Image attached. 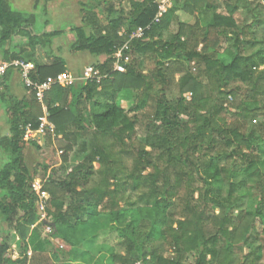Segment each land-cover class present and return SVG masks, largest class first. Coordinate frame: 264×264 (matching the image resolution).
<instances>
[{
  "label": "trees",
  "instance_id": "obj_1",
  "mask_svg": "<svg viewBox=\"0 0 264 264\" xmlns=\"http://www.w3.org/2000/svg\"><path fill=\"white\" fill-rule=\"evenodd\" d=\"M254 2L174 0L157 24L159 0L82 4L81 25L70 29V51L105 57L95 67L106 77L45 94L57 135L41 144L24 139L27 125L37 128L41 103L33 94L6 100L0 264H45L48 247L56 246L51 238L69 246L65 257L72 264H92L100 256L102 264H262L264 98H257L264 69L257 70L264 67V48L246 54L259 42L248 40L251 19L241 27L238 16L246 7L249 18ZM179 10L195 21H180ZM36 24L35 13L0 0L4 60L34 63L35 81L67 73L65 61L51 52L63 32L47 31L48 21L42 30L33 29ZM174 25L177 32L167 39ZM139 28L145 33L130 42L122 60L126 71H115V55ZM148 59L155 66L144 74ZM173 84L176 96L169 94ZM153 91L151 110L143 113ZM127 93L136 94L129 108L122 106ZM30 147L55 150L61 163L51 170L37 163L31 171ZM36 179L50 196L42 222ZM47 224L50 236L43 234ZM93 224L98 229L83 235ZM16 236L19 256L13 260ZM61 254L57 248L52 255L59 260Z\"/></svg>",
  "mask_w": 264,
  "mask_h": 264
},
{
  "label": "rangeland",
  "instance_id": "obj_2",
  "mask_svg": "<svg viewBox=\"0 0 264 264\" xmlns=\"http://www.w3.org/2000/svg\"><path fill=\"white\" fill-rule=\"evenodd\" d=\"M37 0H10V4L14 10L21 11V12H27V13H35L37 15V24L36 28L33 27V29L36 30H42L45 26L46 21L50 23V26L47 27V31H62L63 34H61L60 37L56 38L51 46V52L52 56H58L61 57L65 63L68 64L69 68L72 70L73 68L79 69L83 67L84 65L90 64L92 62H96L98 60V56L92 55L88 52H79V53H71L70 47L72 45V42L74 41L75 37L74 34L70 31L71 28L75 26H80L82 21V8L84 7L82 4H89L93 0H54L48 3L45 2V0L39 1V6L35 8V3ZM262 3L259 4V0H255V4H253V7L250 5L248 7L250 9L249 18L246 16V7L244 10H240L238 13V16L240 17V26H244L247 24V22H250L249 19H251V23L249 25V33H248V40L251 42H259L258 44H254V46H247L246 54L249 55L252 51H255L259 48H264V0H260ZM47 7V9H46ZM247 8V9H248ZM247 38V37H246ZM1 48V47H0ZM2 51V50H1ZM50 51V49H48ZM1 53V52H0ZM40 57L44 58V60L48 59L47 56L42 54V52H39ZM154 63L152 60H149L147 65H145V70L148 72L152 71L154 69ZM264 67L259 68L257 70V73L260 71H263ZM72 73L76 75V72L72 70ZM259 75V74H258ZM19 77V78H18ZM16 77L15 81H12V85L15 86L17 82L20 83L21 77L18 75ZM20 80V81H19ZM262 81V80H261ZM264 83V81H262ZM15 84V85H14ZM157 87V86H156ZM159 87V86H158ZM157 87V88H158ZM23 89V88H22ZM172 91L169 93L170 95L176 96L177 95V86L175 84L172 85ZM127 99L122 100V106L129 108L132 107L133 104H135V100H132V98L136 97V94L134 93L130 94H123L128 95ZM189 95V94H188ZM250 98L248 97V100H251L252 92H250ZM154 91L153 94H151V99L148 102V107L146 110H143V113H147L151 110L152 104H153V97H154ZM131 98V100H130ZM262 98H264V88L261 89V94L258 95L257 100L260 101ZM129 99V100H128ZM241 99V98H239ZM242 100V99H241ZM240 101V100H238ZM2 103V98H0V104ZM2 105V104H1ZM6 118L2 117L0 115V122H5ZM262 121V119H258L259 121ZM8 121V120H7ZM255 123V121L253 122ZM2 133L3 131L0 130ZM0 133V134H1ZM28 155H27V165L31 171L34 170L37 163H41L40 156L46 155L50 153V157L52 162L54 160L57 161V155L58 153L53 149H45L43 152H38L35 148H29ZM51 151V152H49ZM2 159H4V155H1ZM7 161V160H6ZM4 160L3 163H1V166L6 162ZM55 162V164H56ZM52 165V164H51ZM0 166V167H1ZM96 167H99L98 164ZM42 173H40L41 175ZM98 222H104V219L98 220ZM98 227L95 226V224L91 225L90 227H87L85 229H82V234H91L93 233ZM264 241V240H263ZM264 243V242H263ZM159 247L164 248L163 245H159ZM167 247V246H165ZM57 248L59 249L60 246L56 244L53 248L48 247L47 250V261H45V264H64V258H65V252L63 250L59 249L62 258L59 260V262L55 261L53 262L54 256L52 255L55 251H57ZM169 249V247H168ZM171 249V248H170ZM118 251L120 253H124V249L120 246L118 247ZM46 257V256H45ZM52 257V258H51ZM92 264H102V256L99 258H96ZM262 264H264V258L262 261Z\"/></svg>",
  "mask_w": 264,
  "mask_h": 264
},
{
  "label": "built area",
  "instance_id": "obj_3",
  "mask_svg": "<svg viewBox=\"0 0 264 264\" xmlns=\"http://www.w3.org/2000/svg\"><path fill=\"white\" fill-rule=\"evenodd\" d=\"M168 10L167 3L160 5V11L154 20V23H159L161 16L165 14ZM145 29L139 28L131 36L128 42L124 44L122 49L115 55L116 62L114 64V70L117 72H125L126 67L123 63V58L125 57V52L130 48V42L135 39H141L144 36ZM128 61V60H127ZM9 70H15L19 73L21 81L25 88L35 96L37 101L41 103L43 114L39 117L37 128H33L32 125H27L25 127L24 139L26 141L38 140L41 144V138L52 135L56 136V127L49 119V114L44 104L45 94L49 92L53 87L60 86L63 88H69L77 83L82 82H95L100 84L106 75L102 74L99 69L94 66H89L86 68L81 75V77H74L69 73H60L56 76L47 77L43 81L33 80V73L36 70V65L32 62H26L20 59H15L9 62H5L0 65V82L1 79L6 75ZM190 97V95H188ZM33 190L38 198L37 204L39 208L40 219L39 222L45 221L46 219V208L48 201L50 199L49 194L43 190L41 181L35 180L33 185ZM53 232L52 226L47 224L44 228V234L50 236ZM62 247V246H61ZM29 256L32 252L28 253Z\"/></svg>",
  "mask_w": 264,
  "mask_h": 264
},
{
  "label": "crops",
  "instance_id": "obj_4",
  "mask_svg": "<svg viewBox=\"0 0 264 264\" xmlns=\"http://www.w3.org/2000/svg\"><path fill=\"white\" fill-rule=\"evenodd\" d=\"M173 1L174 0H159V4L160 5H162V4H165V3H167V5H168V9H170L171 7H172V4H173ZM177 16H178V18L180 19V21H182L183 23H186V24H188V25H190V23H193L195 20V18L194 17H192L191 15H190V13H186V12H183V11H178L177 12ZM175 32H177V26L176 25H174L172 28H171V30H170V32H167L166 34H165V37L168 39V37H170L171 35H172V33H175ZM105 60V57H102V56H100V57H98V60L96 61V62H92V63H90V64H87V65H84L83 67H81V68H79V69H75V68H73L72 70L74 71V72H76V75H74L73 73H72V70L69 68V66H68V64L66 63V66H67V68H68V72L67 73H69V74H71L72 76H74V77H81V75L83 74V72H84V70L86 69V68H88L89 66H94L95 67V65L97 64V63H101V62H103ZM44 61H48V59H46V60H44ZM148 61H149V59L147 60V62H146V64L145 65H147V63H148ZM5 62H9V61H5L4 60V58H3V55H2V53H0V65L1 64H3V63H5ZM168 62H172V61H168ZM144 71H143V73L144 74H148V73H150V72H148L147 70H145V67H144V69H143ZM18 75H19V73L17 72V71H15V70H9L7 73H6V75L1 79V82H0V98H2V95H4L5 96V98L2 100V105L0 104V115L2 116V117H4V118H6V121L5 122H0V130L1 131H3L1 134H0V142L2 141V139H3V137H6V136H9V127H10V125H9V122L7 121L8 120V118H7V115H6V112H5V108H6V106H7V102H6V100L7 99H9V98H11V97H13V98H17V99H23V98H26V97H29V95L31 94L26 88H25V86L23 85V83H22V81H20V83L19 82H17V84L15 85V86H13L12 85V81L14 80L15 81V79H16V77H18ZM178 74H177V78H178ZM19 78V77H18ZM80 83V82H79ZM78 83V84H79ZM23 88V89H22ZM59 138H61V136L59 137ZM49 152H51V151H49ZM1 155H4V151H3V149L0 147V160H2V156ZM5 156V155H4ZM40 158V160H41V164H48L49 166H50V169L49 170H51L53 167H55V166H58L60 163H61V159L59 158V155H57V161L58 162H56V160H54L53 162H52V160H51V157H50V153H48V154H46V155H42V157L40 156L39 157ZM55 162H56V164H55ZM52 164V165H51ZM0 165H1V162H0ZM98 168V167H97ZM36 180H38V179H36ZM3 227L6 229V226L3 224ZM43 234H44V231H43ZM89 235H92V233L91 234H86V236H89ZM44 236H46L45 234H44ZM1 240H2V237L0 238ZM51 241L56 245V244H58L59 246H60V248L59 249H61V250H63V252H65L66 254L65 255H67V253H68V251H69V246L68 245H66V244H64L63 242H61L60 240H58V239H52L51 238ZM18 242H19V238L16 236V239L14 240V242H13V244H12V248H13V253H12V258H13V260H16L17 258H18V256H19V254H18V252H17V244H18ZM62 246V247H61ZM165 248H167L168 249V246L167 247H165ZM64 255V256H65ZM54 256V255H53ZM52 258V257H51ZM54 258H55V256H54ZM61 258L62 257H60V259L59 260H61ZM65 260H64V264H72V263H70V262H68L67 261V259H66V257L64 258ZM59 260H56V259H53V262H55V261H57V262H59ZM62 261V260H61ZM76 263L77 264H81V260L80 261H76ZM54 264V263H53Z\"/></svg>",
  "mask_w": 264,
  "mask_h": 264
}]
</instances>
